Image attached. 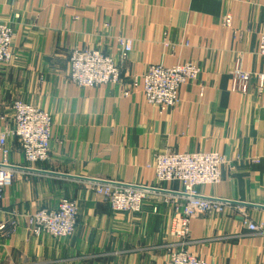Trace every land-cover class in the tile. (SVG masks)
<instances>
[{"label":"crops","instance_id":"crops-1","mask_svg":"<svg viewBox=\"0 0 264 264\" xmlns=\"http://www.w3.org/2000/svg\"><path fill=\"white\" fill-rule=\"evenodd\" d=\"M0 21L14 29V59L0 65V134L13 126L15 99L52 115L46 161L29 165L18 139L7 137L9 166L38 172L12 168L0 219L16 220L17 228L0 241V264H164L173 242L171 200L182 196L179 182L159 183L148 167L165 151L227 158L221 181L198 193L231 202L191 219L187 249L207 264H264L263 98L255 85L229 90L236 60L264 72L257 52L264 0H0ZM117 35L133 41L122 63L127 84L150 65L187 61L202 67L199 80L182 85L179 103L162 111L146 101L142 85L126 96L119 85L80 87L67 78L71 51L117 56ZM92 180L157 190H149L141 213L115 212ZM63 198L78 205L74 234L28 235V215ZM244 212L263 230H248Z\"/></svg>","mask_w":264,"mask_h":264},{"label":"built area","instance_id":"built-area-1","mask_svg":"<svg viewBox=\"0 0 264 264\" xmlns=\"http://www.w3.org/2000/svg\"><path fill=\"white\" fill-rule=\"evenodd\" d=\"M227 15L225 22L230 24ZM108 27L109 23H105ZM13 26L0 21V65L11 63L13 52ZM118 54L112 55L101 48L74 49L69 56L67 78L80 87L101 84L119 85L124 95L142 85L146 101L162 111L176 106L180 87L199 80L202 67L193 61L166 66L162 63L150 65L142 75H133L129 84L122 77V63L133 49V42L124 35L114 37ZM257 52L264 57V30L260 34ZM255 85L263 98L264 72L252 73L242 68L236 61L230 72L229 90L247 93ZM204 88H202V91ZM12 128L5 127L0 134V214L2 213L3 191L13 183L14 170L9 167L7 157L9 147L7 137L15 136L29 165L48 160L52 139V115L22 99H15L11 105ZM227 158L217 151H195L178 153L165 151L155 156L148 164L155 171L159 183L177 181L181 184L180 198H172L174 213L170 219L169 235L173 239L168 248L169 259L164 264H207L187 249L190 221L197 215L220 212L224 202L219 199L200 196L198 186L217 184L221 181V168ZM134 184L99 183L95 192L104 197L115 212L141 213L149 187ZM154 188V187H153ZM78 205L76 201L63 198L55 208H40L28 215L26 231L28 235L39 236L47 233L57 238L71 237L76 228ZM242 222L250 231H262L263 224L255 223L247 213ZM17 227L16 220L0 219V241Z\"/></svg>","mask_w":264,"mask_h":264},{"label":"water","instance_id":"water-1","mask_svg":"<svg viewBox=\"0 0 264 264\" xmlns=\"http://www.w3.org/2000/svg\"><path fill=\"white\" fill-rule=\"evenodd\" d=\"M10 168H20V169H24L26 171H37L38 170H35V169H30V168H23V167H14V166H9ZM41 173H44V174H51V175H57V176H64V177H69L70 175H66V174H62V173H56V172H47V171H39ZM72 177V176H71ZM76 178H82V177H76ZM94 182H99V183H115V182H111V181H103V180H92ZM142 188H145V187H142ZM145 189H148V190H157L155 188H145ZM220 201L222 202H231V201H225V200H222V199H219Z\"/></svg>","mask_w":264,"mask_h":264},{"label":"rangeland","instance_id":"rangeland-1","mask_svg":"<svg viewBox=\"0 0 264 264\" xmlns=\"http://www.w3.org/2000/svg\"><path fill=\"white\" fill-rule=\"evenodd\" d=\"M13 33H14V32H13ZM13 36H14V34H13ZM128 38H129V37H128ZM131 40H132V39H131ZM132 42H133V41H132ZM129 54H130V53H129ZM236 61H240V63H241V60H239V59L236 60ZM231 71H232V70H231ZM247 71H248V70H247ZM196 82H197V81H196ZM13 183H14V177H13ZM13 183H12V184H13ZM198 187H200V186H198ZM198 187H197V190H198ZM248 216H249V215H248ZM249 218H250V217H249ZM250 219H251V218H250ZM251 220H252V219H251ZM16 228H17V227H15V229L12 230L11 227H9V229L11 230L10 233H15V232H16ZM25 229H26V227H25ZM10 233H9V234H10ZM191 253H192V252H191Z\"/></svg>","mask_w":264,"mask_h":264}]
</instances>
